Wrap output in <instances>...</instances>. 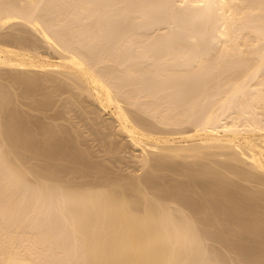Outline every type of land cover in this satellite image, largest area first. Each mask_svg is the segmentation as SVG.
I'll return each mask as SVG.
<instances>
[{
    "label": "bare ground",
    "instance_id": "6f19581e",
    "mask_svg": "<svg viewBox=\"0 0 264 264\" xmlns=\"http://www.w3.org/2000/svg\"><path fill=\"white\" fill-rule=\"evenodd\" d=\"M48 1L0 0V264H65L68 257V264H198L205 256L208 240L224 245L231 239L226 237L231 223L247 232L249 224L256 223L252 226L258 225L257 229L260 223L261 230L264 0H159L162 9L168 8L172 13H164L168 19L179 13L189 20L191 27L203 21L197 35L190 32L191 45L185 44L189 51L199 47L206 37L213 42L221 37L222 64L229 61L226 56L230 55L236 61L245 60L243 55L254 60L252 72L249 68L250 73L243 69L242 76H236L238 72L229 73L230 77L225 74L227 78L219 79L221 83L208 77L198 78L208 65L212 66L208 51L202 58L197 57L199 53L191 56L193 50L178 51L180 48L174 42L183 32L179 24L178 29L174 25V32L158 34L161 37L151 45L143 43L145 39L150 43L147 37H152L146 31L134 33H138L140 40H135L132 33H120L112 40L117 33L114 23L126 25L130 20L128 0H63L69 7L78 5L74 19L84 15L79 19L86 20V24L68 21L71 15L68 19L61 15L65 21L57 19L52 13L66 8L58 3L62 0L55 1L59 6H53L54 0ZM159 8L155 12L161 18ZM149 9H142L144 12L135 18H142L138 19L142 23L152 15ZM44 12L47 15L43 16ZM215 21L221 24L212 35L207 30ZM21 23L29 26L46 43V48L33 39L32 31L33 35L16 27ZM11 27L12 31L5 30ZM3 68L7 70L2 72ZM15 96L20 103V115L16 108H11ZM87 98L96 106L92 109L90 104L91 108L83 105L84 113L94 127L100 126L94 130L90 123L93 129L89 127V136L97 141L98 149L94 152L91 149L95 145H89L87 137L81 139L83 135L73 118L64 113L68 109L75 112L69 105H82ZM100 111L109 115L108 119L102 115L100 121ZM95 114L98 116L93 117ZM37 118L58 122L54 123L56 132L49 123L46 125L48 121L42 123ZM86 120L89 119L84 120L89 126L90 121ZM59 121L72 122L75 129ZM127 147L139 152L132 154L136 157L131 159L134 164L127 157L118 156L126 153ZM101 151L105 160L92 159L91 155L98 159L97 152ZM27 152L33 156L28 157ZM112 152L118 153V157L114 155L116 162L125 163L132 172L144 169V174L135 175L130 170L127 173L126 168V174L125 169L122 174L117 173L114 165V170L109 167L112 162H107L108 166L100 162H106V154ZM109 158L115 162L113 155ZM33 161L37 166L30 165ZM165 171L172 177H183V181H179L180 177L166 181ZM34 222L38 227L32 228ZM47 223L51 227L43 230ZM210 225H216V229L212 227L216 232L209 231ZM236 230L233 231L238 238L237 227ZM233 231L230 234L235 236ZM48 236L57 239L56 245L61 243L62 248V243L74 241L72 246L75 244L76 249L66 244L69 250L64 247L63 252L69 254L66 257L61 253L59 257L54 245L49 246L53 243ZM253 237L264 247V230ZM237 242L234 243L240 248ZM242 252L238 257H242ZM247 258L244 262L250 257ZM258 262L252 261L262 264Z\"/></svg>",
    "mask_w": 264,
    "mask_h": 264
},
{
    "label": "rangeland",
    "instance_id": "374dc122",
    "mask_svg": "<svg viewBox=\"0 0 264 264\" xmlns=\"http://www.w3.org/2000/svg\"><path fill=\"white\" fill-rule=\"evenodd\" d=\"M49 1H50V0H49ZM49 1H48V2H49ZM55 1H56V0H54V5H53V6H59V5H55V4L61 3V5L63 6V9L66 8L65 10H67V11L65 12V10H62V9H61L62 11H61V10H59V11H54V8H52V11H54L55 13H54V12L52 13V12L49 11V12H48V13H49L48 15H50L51 13H52L53 15L55 14V15L58 16L57 19H61V15H63L65 18L68 19V16L71 15V16H70L71 19L69 18L68 21L72 20V23H73V21L75 20V21H74V24H83V23L86 24V23H85V22H87L86 20L83 21L82 19H79V18H82L84 15H82V16H80V17L74 19V18L76 17V15H77L75 12L78 11V10H76V9H79L78 5H76L77 7H74L75 4H73L74 6L71 4L70 7L72 6V8H74V9H72V8L70 9V7H69V3H66V2H64L63 0H62V2H58V0H57L58 3L55 2ZM60 1H61V0H60ZM136 1H137V2H135V0H128V3H129V5H130V14H131L130 20H129V22H126V23H125L126 25H122L123 22H116V23H114V24H115V29H114V27H113V30H114L115 32L117 31V33H116V36H115V33L113 32V33H114L113 38H115V39H112V40H116L117 35H119L120 33H129V35H130V33H132V35L134 36V38H136L135 40H140V38H139L140 36H138V33H139V32H142V31H146L145 33H147L148 36H151L150 34H152V37H147V36H146V37H147V41H150V43H149V42H146V39L144 40L145 42L143 41V43H145V45H147V44L151 45L153 42H156V41H155V40H157L156 38H160L163 34H164V35L167 34V31H169V32L171 33L173 30H176V28H177L176 26H177V24H179V27H180V28L183 27L182 30H181V31H183V32H180L181 34H180V33L178 34V38H177L178 40L175 39L177 36L174 38V39L176 40V41L174 42V44H176V46H179V48H180L178 51H181V48H182V52H186L187 50H188V52H192L191 50H193V53H191V56L194 55V57H195V56H197L198 53H199V56H197L198 58H202V57H204V56H207V54H208L207 51H208V52H209V54H208V56H207L208 58L211 57V58L213 59V58H215L214 55L216 56L215 59H213V60L211 59V61L209 60V63H211V62L213 61L214 63L217 62V64H218L219 62L221 63V62L223 61V58H220V55H219V54H222L221 57L224 56V55H223V52H224V51H222V49L220 48V47L222 46V45H220V43H223V41H222L223 38L220 39L221 37H219L220 40L218 39L219 42H218L217 39H216L217 41L213 42L212 40H210L211 38L209 39V37H206L207 40H205V39H206V38H205V39H203V42L200 41V45H199V47L191 48V50L189 51L188 47H190V45H191V43L189 42V41H190V32H192L191 34H195V35H197V32H198L199 30L202 29L201 26L203 27V21H200L201 23L198 22L197 24H195V26L192 25L193 27H191V25H190V23H189V20L186 19V18H184V17H182L181 14H179V13H173V16H172L173 19H172L171 17H169L171 20L168 19V15L170 16V15H172V13L168 12V8H166L167 10H165V9L163 8V9H164V10H163L162 7H161V5H160V3L162 4V2L159 3V0H158V2H157V0H154L156 3L153 2V0H151V1L149 0L150 3H149L148 1H146V0H136ZM141 1H143V2H141ZM51 2H53V1H50V3H51ZM146 2H147V3H146ZM46 3H47V2H46ZM46 3H45V8L47 9V8H48V7H47L48 5H47ZM72 3H73V2H72ZM134 3H135V4H134ZM158 3H159V4H158ZM52 4H53V3H52ZM136 4H137V5H136ZM140 4H142V5H140ZM150 4H153V6H155V7L151 6V7H153V8H152V9H149V8H151V7H149ZM156 4L158 5V7H160V8H159V13L161 14V18H160V15L158 14V11L155 12L156 10H158V9H157L158 7H156V6H157ZM43 5H44V4H43ZM49 5L51 6V4H49ZM120 5H121V4H120ZM147 5H148V9H149V11H152V12H153V13L150 12V13H152V15H151L152 18H151V16H150L149 18L147 17L148 19H147V18H145V19L143 18V19H144V21L142 22L143 25H142V27H140L141 24H142V23H141V21H142L141 19H142V18L140 19V17H138V19L141 20V21H140V20H138V19L135 18V17L138 15L139 12H142V11L144 12V10H145V12H146V10L148 11V9L145 8ZM135 6L137 7V9H136ZM141 6H142V7H141ZM143 6H144V7H143ZM42 7H43V11H44L45 8H44V6H42ZM60 7H61V6H60ZM60 7H59V8H60ZM55 8H56V7H55ZM134 8H135V9H134ZM140 8H141V9H140ZM154 8H155V10H154ZM40 9H42V8L40 7ZM57 9H58V8H56L55 10H57ZM69 9H70V10H69ZM142 9H144V10H142ZM161 9H162V11H161ZM47 10H48V9H47ZM50 10H51V9H50ZM139 10H140V11H139ZM70 11H71V12H70ZM72 11H74V13H73ZM176 11H178V10H176ZM179 11H180V10H179ZM61 12H62V13H65V15L62 14ZM83 12H84V11H83ZM143 12H142V13H143ZM161 12H162L163 14H162ZM56 13H57V14H56ZM69 13H70V14H69ZM72 13H73V14H72ZM98 13H99V12H98ZM164 13H167L168 15H166V14H164ZM169 13H170V14H169ZM43 14H45V12L42 13V15H43ZM139 14H140V13H139ZM156 14H157V15H156ZM45 15H47V12H46ZM74 15H75V16H74ZM100 15H101V14H99V17H100ZM43 16H44V15H43ZM50 16H52V15H50ZM72 16H74V17H72ZM154 16H155V17H154ZM162 16H163V17H162ZM174 16H175V17H174ZM45 17H46V16H45ZM48 17H49V16H48ZM53 17H54V16H53ZM53 17H52V18H53ZM64 17H63V18H64ZM153 17H154V19H153ZM156 17H157V18L159 17L160 20L156 21V20H157ZM65 18H64V19H61V20H64V21H65V20H66ZM72 18H73V19H72ZM150 18H151V19H150ZM159 18H158V19H159ZM174 18L177 19V20H176L177 23H174ZM48 19H49V18H48ZM53 19H54V18H53ZM57 19L55 18L54 21L56 22ZM149 19H150V20H149ZM165 19H166V20H165ZM145 20H146V21H145ZM151 20H152V21L155 20V21H154V24H156L155 22H157L158 25L156 24V25L154 26V24H153V22H152ZM167 20H168V21H169V20H170V21L173 20V21H172V22H170V21H169V22H166ZM178 20H179V21H178ZM64 21H62L61 23L63 24ZM79 21H80V23H79ZM137 21H138V22H137ZM139 21H140V22H139ZM149 22H151V23H149ZM165 22H166V23H165ZM215 22H216V23H215ZM215 22H214V24H213V27H212L211 29L207 30V32H209V33H210V32H211V33L213 32V33H214L215 30H216L217 28H219V25L221 24L220 21H219L220 24L218 23V21H215ZM72 23L70 22V24H71L70 27L73 28ZM139 23H140V24H139ZM144 23H145V25H144ZM169 23H170V24H169ZM65 24H66V22H65ZM152 24H153V26H152ZM66 25H67V24H66ZM106 25H107V24H106ZM116 25H117V26H116ZM139 25H140V26H139ZM146 25H147V26H146ZM174 25H175L176 28L174 27ZM183 25H184V26L187 25L188 27H187V26L184 27ZM121 26H122V27H121ZM124 26H125V27H124ZM127 26H128V27H127ZM143 26H144V27L146 26L145 29H142V28H144ZM16 27H18L19 29H22L23 31H26V33H28V30H29V32L32 31V32L34 33V35L36 34L32 29L30 30V27H29V26H27V25H23L22 23L19 24V25H17ZM55 27H56V26H55ZM66 27H68V26H66ZM108 27L111 28L112 26H108ZM123 27H124V28H123ZM189 27H190V28H189ZM126 28H127V29H126ZM138 28H139V29H138ZM184 28H187V29L185 30ZM194 28H195V29H194ZM13 29H14V28L11 27V29L7 28V29H5V30H7L8 32H10V31H12ZM65 29H67V28H65ZM125 29H126V30H125ZM140 29H141V31H140ZM154 29H155V30H154ZM172 29H173V30H172ZM177 29H178V28H177ZM127 30H128V31H127ZM151 30H152V32H151ZM153 30H154V31H153ZM157 30H158V31H157ZM164 31H165V32H164ZM188 31H189V32H188ZM32 32H31V33H32ZM136 32H138L137 35L134 34V33H136ZM173 32H174V31H173ZM193 32H194V33H193ZM207 32H206V33H207ZM33 33H32V35H33ZM156 33H157V34H156ZM213 33H212V35H213ZM153 34H154V35H153ZM158 34H160L161 36L158 37V36H157ZM30 35H31V34H30ZM155 35H156V37H155ZM188 35H189V37H188ZM201 35H202V34H201ZM180 36H181V37H180ZM198 36H200V35H198ZM146 37H143V38H146ZM186 37H187L188 39H187ZM34 38H35V40H36L38 43H40V45H43L44 47L46 46V43H45L43 40L39 39V36H38V35H35V37L33 36V39H34ZM37 38H38V39H37ZM148 38H149V39H148ZM152 39H153V40H152ZM179 40H180L181 42H180ZM200 40H201V39H200ZM223 40H224V39H223ZM182 41H184V42H182ZM172 42H173V41H172ZM177 42L179 43V45H178ZM182 44L184 45V47H183ZM185 44L188 45L187 48H185V47H186ZM189 44H190V45H189ZM218 44H219V45H218ZM172 45H173V44H172ZM180 45H181V46H180ZM173 46H175V45H173ZM176 46H175V47H176ZM217 46L219 47V49H217ZM200 47H201V48H200ZM211 47H212V48H211ZM253 47H254V46H253ZM255 47H257V46H255ZM45 48H46V47H45ZM133 48H134V46H133ZM133 48H132V50H133ZM177 49H178V48H177ZM184 49H186V51H184ZM162 50H163V49H161V51H162ZM215 50H216V51H215ZM204 51H206V52H204ZM214 51H215V52H214ZM217 51H218V52H217ZM221 51H222V52H221ZM200 53H201L202 55H201ZM213 53H214V55H213ZM189 54H190V53H189ZM195 54H196V55H195ZM210 54H212L213 57L210 56ZM201 56H202V57H201ZM230 56H231V57H230ZM230 56H229V57L226 56L227 60H229L228 62H230V63L225 62V63H223V64L221 63L220 66H219V65L216 66V65H213L214 63L212 62V66H213V67H212L211 64H210V66H211V70H210V66L208 65L207 69L205 70V73H203V74H200V73L196 74V75H199V74H200V76H198L199 80H200L202 77H206V78L208 77L207 79L210 78V80H212V81H214V82L216 81V82L221 83V80H219V79L222 78V81H223V78H224L225 74H226L227 77H228V75H229V77H230V74H232L233 72H234L235 74H237L236 72H238V74H240V72H241L240 75L237 74L236 76H242V74L244 75L245 72H246V74H248V72L250 71L251 66H252V64H253L252 62L254 61V60L251 61V60H252L251 56H249V55L244 56V55H243V58H246V57H247V58H249L250 61L246 58L245 60H237V61H239V63H237V61H236V57H234L233 55H230ZM248 56H249V57H248ZM197 57H196V58H197ZM241 57H242V56H241ZM208 58H207V59H208ZM221 59H222V60H221ZM203 61H204V59H203ZM235 61H236V62H235ZM242 61H245V63L242 62ZM232 62H233V63H232ZM209 63H208V64H209ZM235 63H236V64H235ZM247 63H248V64H247ZM226 64H228V66H227ZM230 64H231V65H230ZM239 64H241V65H239ZM195 65H196V64H195ZM223 65H225L228 69H226V67L224 68ZM233 65H234V66H233ZM242 65H243V66H242ZM244 65H245V67H244ZM246 65H247V69H246ZM215 66H216V67H215ZM221 66H222V68H220ZM217 67L220 68V69H217ZM237 67H239V68H237ZM195 68H196V66H195ZM197 68H198V67H197ZM208 68H209V69H208ZM212 68H213V70H212ZM215 68H216L218 71H217ZM232 68L235 69V70H233ZM249 68H250V69H249ZM236 69H237V70H236ZM240 69H242V71H241ZM243 69H245V72L243 71ZM248 69H249V70H248ZM4 70H7V69H4V68H3V71H2V72H4ZM214 70H215V71H214ZM229 70H230V72H229ZM239 70H240V72H239ZM246 70H248V71H246ZM252 71H253V70L251 69L250 72H252ZM12 72H14V71H12ZM206 72H207V76H206ZM210 72H211V74H210ZM224 72H225V73H224ZM250 72H249V73H250ZM222 73H223V77H222ZM229 73H230V74H229ZM219 74H220V77H218ZM196 75H195V76H196ZM209 75H210V76H209ZM213 75H214V76H213ZM215 75H216V76H215ZM217 75H218V76H217ZM233 75H234V74H233ZM233 75H231V76H233ZM226 76H225V77H226ZM234 76H235V75H234ZM212 77H213V78H212ZM217 77H218V79L216 80ZM227 77H226V78H227ZM226 78H225V79H226ZM216 82H215V83H216ZM65 96H66V94H65ZM67 96H68V94H67ZM11 98H12V97H11ZM89 99H90V98H87L86 101L83 102L84 104L82 103V105L80 104L79 106L76 105V104H73V106L69 105V107H74V109H76V111L78 110V111H77V112H78V116H79V113L82 112L81 109H83V112H82L83 115H82V113H81L83 119L81 118V116H80V119H79L78 116H77L76 111H75V112H74V111H73V112H72V111H69L70 109H68V110L65 109L66 112H64V113L68 114V115H66V116H68V117L71 116V117L73 118V120H72V119H71V120L74 122V125L76 124V126H77L76 128L78 129V132H81V134L83 135V137H82L81 139L87 137L86 139H87V141L89 142V145H90V144H92V146L95 145L94 147H92V148H94V149H91V151H93V150L98 149V148H97L98 146H96L97 141L94 142V141L92 140V138H91V137H93V135L89 136V134L91 133V132L89 131V127L91 128L92 121H91L90 118L87 116V114L84 113V108H82L83 105H86V106H88V107L91 105V106H92V109H95L94 107H95L96 105L93 104V103L90 104V102H92V99H90V100H89ZM13 100H14V98L12 99V101H13ZM88 101H89V103H88ZM63 102H64V100H63ZM60 103H61V102H59L58 104H60ZM89 104H90V105H89ZM19 105H20V103H19V101H18V96H15V101H14V104L11 106V108H12L13 110L16 108V109H17V112H16V113H18V108H19L18 106H19ZM14 106H15V107H14ZM62 106H63V105H62ZM80 106H81V107H80ZM91 106H90V108H91ZM93 106H94V107H93ZM9 107H10V106H9ZM63 107H64V106H63ZM63 107L61 108V106H60L59 108H61L62 110H64ZM64 108H65V107H64ZM80 108H81V109H80ZM16 109H15V110H16ZM15 110H14V111H15ZM65 110H64V111H65ZM80 110H81V111H80ZM67 111H68V113H67ZM79 111H80V112H79ZM30 112L33 113V114H36V115L39 114L38 112L36 113V112H34V111H30ZM19 113H20V112H19ZM19 113H18V114H19ZM23 113L25 114L26 112H23ZM74 113H76V115H75L76 117L74 116ZM98 113H99V111H98ZM21 114H22V113H21ZM84 114H85L86 116H85ZM19 115H20V114H19ZM39 115H40V114H39ZM88 115H89V114H88ZM102 115H103V118H104V119H108V117H109V115H106L105 112L100 111V115H99V116H100V121H101V119L103 120ZM37 116H38V115H37ZM89 116H91V115H89ZM92 116H93V117H96V116H98V115L95 114V115H92ZM39 117H40V116H39ZM87 117H88V118H87ZM40 118H41V117H40ZM40 118H39V119H40ZM37 119H38V118H37ZM39 119H38V121L42 122V119H43V118H42L41 120H39ZM85 119H89V120H86V121H90L89 124H90V123H91V124H90L89 126L87 125L88 123L84 121ZM48 120H49V119L45 118V119L43 120L44 122H42V123H46V121H48ZM80 120H81V121H80ZM82 120H83L84 122H82ZM50 121H52V120H50ZM60 122H61V123H64V124H69V122H64V121L62 122V121H59V123H60ZM48 123H49V125H51L50 127L53 129L52 131H55L54 128H55V126H56L57 124H54V123H58V122H53V121H52V122H49V121H48V122L46 123V125H48ZM50 123L54 124V126H53L52 124H50ZM71 123H72V122H71ZM71 123L69 124V126H72L73 123H72V124H71ZM85 123H87V124L85 125ZM28 125H29V124H28ZM65 126L67 127V125H65ZM69 126L67 127V129H71V127L69 128ZM87 126H88V130H87V128H86ZM92 126H93V124H92ZM56 127H57V126H56ZM74 127H75V126H72V128H74ZM93 127H94V126H93ZM97 127H100V126H99V125H98V126L96 125V127H94V130H95V128L97 129ZM74 129H75V128H74ZM77 129H76V130H77ZM91 129H93V128H91ZM99 129H100V128H99ZM88 131H89V132H88ZM55 132H56V131H55ZM55 132H54V133H55ZM55 134H56V133H55ZM74 134L76 135V133H74ZM94 137H95V134H94ZM101 137H102V136H101ZM101 137H100V138H101ZM88 142H87V143H88ZM81 146H83V145H81ZM127 149H128V150H127L128 152H127V151H126V153L123 152V153H124V154L122 153L123 155H122V154L119 155L118 153H116V155L118 154L119 157L123 156L122 159H124V156H125V157H127V158H125V159L128 160V161H129V160L131 161V159H133V158L136 159V157H134V155L139 154L138 150H137V151H135V150L133 151V148H130V147H127ZM93 152H94V151H93ZM93 152H92V153H93ZM27 153H28V157L33 156L30 152H27ZM29 153H30V154H29ZM102 153H103L102 151H101V152H97V154L100 155V157H99L98 159H97L98 156H97V157H94L93 155H91V157H93L92 159L95 158L96 160H99V159H100V160H101V159H104V160H105V158H104L105 156L103 155V154H105V153H103V154H102ZM135 153H136V154H135ZM33 154H34V153H33ZM101 154H102V155H101ZM132 154H134V155L132 156ZM30 155H31V156H30ZM106 155H108V156H106V157H108V158H109V157H112V155H113V158H114V160H115V157H114L115 153L112 152V155H109V154H106ZM116 155H115V156H116ZM34 156H35V154H34ZM118 156H116V157H118ZM132 157H133V158H132ZM108 158H107L108 161L106 160V162H105V161L103 160V161H100V162H103L104 165H107V162H108V165L112 162V163L109 165V167H110L111 165H114V167H116V168H114V169H116V172L118 171L117 173H121V172H123L122 170L125 169V168L127 169V166L125 165V163H123V164H124V165H123V164H121V163H119V162H116V160H115V162L112 161L113 159L110 161V160H109L110 158H109V159H108ZM128 158H129V159H128ZM95 159H94V160H95ZM134 159H133V160H134ZM133 160L130 162V164H134ZM180 160H181V159H180ZM180 160H179V161H180ZM109 161H110V162H109ZM181 162H182V160H181ZM36 163H37V162H36ZM36 163L33 161V162H31L30 165L35 166ZM114 163H119V164H114ZM120 164H121V165H120ZM108 165H107V166H108ZM136 165H137V164H136ZM36 166H37V165H36ZM117 166H119V167H117ZM121 166H124V167L120 168ZM125 166H126V167H125ZM110 168L113 169V166H111ZM117 168H120L121 171H120V169H117ZM114 169H113V170H114ZM126 169H125V171L123 172V174H126ZM131 169H132V168L129 167V168L127 169V173H128L129 170L132 172ZM135 171H136V172H135ZM131 172H129V173H131ZM143 172H145L144 169H143V170H142V169H138V170H134V171L132 172V174H135V175L144 174ZM165 172H166V171H165ZM165 172H164V173H165ZM166 173L168 174L169 172H166ZM171 173H172V172H171ZM121 174H122V173H121ZM167 174H166V176H168V178H167V177L165 178L166 181H167L168 179H170V178H176V177L179 178V177H180V176H178L177 174H174V173L171 174V175H173V176H174V175H177V176L172 177V176L169 175L170 173H169L168 175H167ZM169 176H170V177H169ZM200 177H201V175H200ZM177 178H176V179H177ZM182 179H183V177H180V180H179V179H177V180H179V181H183ZM165 180H162V182H164ZM203 216H204V217H207L208 215H207V216H206V215H203ZM34 224L36 225L37 222H34ZM34 224H32V225H33L32 228H34V227H35V228L38 227V226H37L38 224H37L36 226H34ZM253 224H256V223H252V225H253ZM257 224H258V223H257ZM261 224H262V223H261ZM45 225H46V226L43 225L44 227L42 226V229L44 228L43 230L48 229V228H46V227H47V226H50V225H48V223L45 224ZM235 225H236L237 229L239 230V231H238V238H237L236 233H235V232L237 231V230H236V227H235V228H232V227H234ZM252 225L249 224V225H248L249 227H248V228L246 227V228L249 229V230H250V229H255V232H253V233H256V234H253V233H252L253 230H250V232H251V234H252V235H251L250 233H248L249 230H248V232H247L246 229L244 230V229L242 228V231H244V232H242V231H240L241 229H239L240 227L237 226V224H233V226H232V223H231V224L228 226V227H231V228H228V227H227V229L229 230V233H228V234H229L230 236H229L228 234H226V237L228 236V237L231 238V239L228 240V241L226 240V241H227V243L230 241L228 244H230L231 241H232L231 245L234 246V244H235V247H233V246H231V245H228L227 243H224V245H223V242H215V240H208L209 242H208V241H207L208 243L206 242V243H207V244H206V249H205V251H204V255H205V256H203V258L201 259V261H200L198 264H205V263H206V264H218L217 262H219V261H218L219 259H220V261L222 260V262H219V264H238V263H240V264H247V263L250 264V263H252V261H253L254 263H256V262L259 261V259H260V260H261V258L264 259V250H263L264 247H262L260 244H258V243H260V241H259V242H257V240L255 241V239H254V237H253V236L257 235V233L260 234L261 230H264V229H263L264 226L261 225V227H262V226H263V227H262L261 230H260V229H259V228H260V223H259V228L257 227V229H256L255 227L258 226V225H254V227H253ZM210 226H211L210 228H209V226H208L209 229H211L212 227H214V228L216 229V225H214V226L210 225ZM50 227H51V226H50ZM238 227H239V228H238ZM250 227H251V228H250ZM214 228H212V230H209V231H210V232H216V230L213 231ZM231 229H232V230H231ZM234 229H235V232L233 231ZM228 230H227V231H228ZM256 230H257V232H256ZM258 230H259V231H258ZM217 231H218V230H217ZM231 231H233V233H235V234L232 233V234L235 235V236H232V235L230 234ZM245 231L247 232L246 234H245ZM240 232H241L242 235H243V234H245V235H243V237H241ZM30 234H31V233H30ZM239 234H240V235H239ZM247 234H248L250 237H248ZM29 236H30V235L27 234V237H29ZM56 236H57V235H56ZM231 236H232V237H231ZM258 236H259V235H258ZM48 237H50V236H48ZM48 237H47V238H48ZM228 237H227V239H228ZM233 237H236V238H233ZM239 237L243 238V240H245V241H243V240L240 239ZM244 237H248V238H244ZM249 238H251V239H253V240H251V239L249 240ZM48 239H49V238H48ZM48 239H47V242L49 241ZM247 239H248V240H247ZM51 240H52V241H51ZM53 240H54V242H53ZM55 240H57V239L50 237V242L53 243V244H52V245H49V246L51 247V246L54 245V251L56 250L55 252L58 251V253H60L59 257H60L62 254H63V255L66 254V255H67L68 252H65V251L63 252V250L66 248V246H65L66 244L70 246V247H69L70 249H73V250L76 249L75 244H74V246H72L74 241H73V242L71 241L72 244H71V242H69L70 244H69L68 242H66V243H64V244L62 243L63 248L65 247L64 249L62 248L61 243H60V245L57 244L58 247H59L58 249H60V252H59V250L57 249V247H56V249H55V245H56V243L58 242V241L56 242ZM71 240H72V239H71ZM262 240H263L262 242H263V244H264V238H262ZM237 241L239 242L240 245L238 244ZM250 241H251V242H250ZM254 241H255V243L253 244L252 242H254ZM234 242H237L238 247L240 246V248H237V245H236V243H234ZM243 242H244V243H243ZM245 242H246V243H245ZM262 242H261V243H262ZM48 243H49V242H48ZM48 243H47V244H48ZM51 243H50V244H51ZM58 243H59V242H58ZM221 243H222V244H221ZM241 243H242V244H241ZM256 243L258 244V246H257V245L255 246ZM225 244H226L227 246H226ZM57 245H56V246H57ZM241 245H242V246H241ZM246 245H248V246L250 245L251 248H250V246L248 247V246H246ZM223 246H224V247H223ZM230 246H231V247H230ZM244 246H245V247H244ZM260 246H261V248H260ZM263 246H264V245H263ZM67 247H68V246H67ZM74 247H75V248H74ZM232 247H233V250L231 249ZM242 247H244V248H246V249H247V247H248L247 250H246V249L244 250V251H246V252H245V255H244V258H243V255H242V254L244 253V251L242 252V250H243L244 248H242ZM258 247H259V248H258ZM61 248H62V250H61ZM69 248H66V249L69 250ZM235 248H236V249H241V252H242L241 256H242V257H240V256L238 257V255H239L241 252H239L238 250H237V252H236ZM250 249H252V250H250ZM261 249H262V250H261ZM73 250H72V251H73ZM61 251H62V252H61ZM70 251H71V250H70ZM229 251H230V252H229ZM231 251H235V252H231ZM247 251H248L250 254H249ZM74 252H75V251H74ZM74 252H73V253H74ZM238 252H239V254H238ZM61 253H62V254H61ZM232 253H233V254H232ZM236 253H237V256H236ZM246 253L248 254V256H249L250 258L248 257L249 260H245V262H244V259L247 258V257H246V256H247ZM68 254H69V253H68ZM208 254H209V255H208ZM217 254H218V255H217ZM230 254H231V255H230ZM57 255H58V254H57ZM66 255H65V256H66ZM71 255H73V254H71ZM232 255L235 257L234 259H233V256H232ZM250 255H251V256H250ZM260 255H261V256H260ZM68 256H69V255H68ZM66 257H67V256H66ZM211 257H212V258H211ZM245 257H246V258H245ZM251 257H253L254 259L251 260ZM69 258H70V257H68V259H69ZM215 258H216L217 260H215ZM237 258H240V259L238 260ZM241 258H242V259H241ZM248 258H247V259H248ZM68 259L66 258V259H65L66 261H64L63 263L66 262L65 264H68V263H69V262H68V261H69ZM213 259H214V260H213ZM230 259H231V260H230ZM263 259L261 260V261H262V264H264V262H263L264 260H263ZM210 260H211V261H210ZM212 260H213V261H212ZM234 260H235V261H234ZM240 260H241V261H240ZM255 260H256V261H255ZM215 261H216V263H214ZM237 261H238V262H237ZM249 261H251V262H249ZM261 261H259L258 263H260ZM211 262H212V263H211ZM236 262H237V263H236ZM241 262H242V263H241ZM243 262H244V263H243ZM252 264H253V263H252Z\"/></svg>",
    "mask_w": 264,
    "mask_h": 264
}]
</instances>
